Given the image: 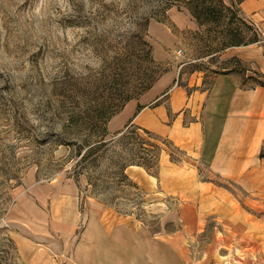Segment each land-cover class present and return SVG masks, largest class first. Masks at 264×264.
<instances>
[{
  "label": "rangeland",
  "instance_id": "rangeland-1",
  "mask_svg": "<svg viewBox=\"0 0 264 264\" xmlns=\"http://www.w3.org/2000/svg\"><path fill=\"white\" fill-rule=\"evenodd\" d=\"M228 19L199 25L185 0H0V264H34L20 256L16 239L35 235L36 225L48 221L39 213L52 214L50 183L73 181L82 214L93 201L150 232L174 228L164 219L165 202L146 196L126 174L142 163L156 170L166 145L136 129L131 115L121 126L110 122L128 105L137 111L154 104L195 70L212 75L243 68L223 57ZM230 23L243 41L257 31L240 12ZM133 34L143 36L149 54L126 49ZM255 75L244 84L264 83ZM124 97L129 100L106 122L104 135L99 125L90 129L77 120L108 115ZM101 137L106 146L99 158L92 161L93 152L81 161L88 144ZM40 196L47 206H40ZM209 235L208 228L196 250Z\"/></svg>",
  "mask_w": 264,
  "mask_h": 264
},
{
  "label": "crops",
  "instance_id": "crops-1",
  "mask_svg": "<svg viewBox=\"0 0 264 264\" xmlns=\"http://www.w3.org/2000/svg\"><path fill=\"white\" fill-rule=\"evenodd\" d=\"M238 8L262 39L224 51L243 68L212 75L195 70L154 104L137 111L128 105L110 122L121 126L131 115L132 124L173 144L177 154L172 159L163 150L156 175L138 166L126 174L146 196L165 202L164 219L174 228L150 232L93 201L82 214L73 181L50 183L52 214L40 208L48 221L36 225L35 235L16 239L22 258L34 264H264V86L244 84L255 73L264 79V0H243ZM61 207H67L62 214Z\"/></svg>",
  "mask_w": 264,
  "mask_h": 264
},
{
  "label": "trees",
  "instance_id": "trees-1",
  "mask_svg": "<svg viewBox=\"0 0 264 264\" xmlns=\"http://www.w3.org/2000/svg\"><path fill=\"white\" fill-rule=\"evenodd\" d=\"M243 0H228V2H225L224 0H185V6L187 8V10L189 11V13L191 14V16L196 20V22L199 25H208V24H213V25H217L219 23H221L225 18H227L229 16V21L226 24V29L224 31H221V34L223 35V37L227 38V41L223 42L221 44L222 48H228V47H232V46H240V45H249V44H253V43H260L262 41L260 35L258 34V32L256 31L255 33H253L252 37L250 39H248L247 41H243L242 39H237L236 36V30L230 29V22L232 20V18L234 17L236 12H240L238 5L240 4V2H242ZM148 24L147 21H145L144 26H146ZM249 29V28H248ZM136 39V41H135ZM138 47H140V51L141 52H145L147 54H149L150 51V46L149 44L143 39V36H138L137 34H133L130 39L127 41L126 43V49L129 52H132V54H136ZM261 86H264L263 82H259L258 83ZM146 88V87H145ZM129 100V97H124L121 99H118L116 102H114V109H111L109 111L108 115H104L103 113L97 112L95 114H82L80 115V119H77L78 121L84 122V125L86 128H96V126L99 128H101V131L103 132V135L106 133L105 131V124L106 122L117 112V110L125 104L126 101ZM79 118V116H78ZM83 124V123H82ZM139 130H142L145 134H147V136H149L151 139L154 140H162V143H164L167 147V150L170 151V157L173 159L174 156L172 155V152H175V148L173 146V144L165 139V138H161L158 137L157 135L142 129V128H137ZM104 138H99L96 141L92 142V144H88V148L85 149L83 155L81 156V161H84L90 154L92 155V153L94 152L96 155H94L93 160H96L99 158V155L97 154L99 152V150H101V148L106 146V143L103 141ZM157 146V145H154ZM158 147V146H157ZM164 149H160L159 148V152H158V156L156 159V164H155V169L153 170V166L149 165V163L145 164L142 163L140 164L142 167H144V169H146L147 172L156 175L157 174V169H158V160H159V156L160 153L163 151ZM81 151L79 150L78 153H80ZM260 156L263 157L264 156V148H262L261 152H260ZM137 187V185H135ZM134 186V187H135ZM138 188V187H137Z\"/></svg>",
  "mask_w": 264,
  "mask_h": 264
}]
</instances>
